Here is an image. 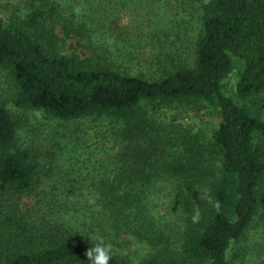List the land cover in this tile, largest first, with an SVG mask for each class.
<instances>
[{
  "label": "trees",
  "instance_id": "16d2710c",
  "mask_svg": "<svg viewBox=\"0 0 264 264\" xmlns=\"http://www.w3.org/2000/svg\"><path fill=\"white\" fill-rule=\"evenodd\" d=\"M30 1L26 25L0 15V69L14 102L64 122H106L109 145L75 184L79 168L64 164L80 126L57 149L22 146L0 98V264H92L97 244L110 247L109 264H233V244L259 214L264 222V0H190L192 50L159 53L166 64L137 73L58 52L41 26L54 8ZM233 70L235 96L223 89ZM174 106L215 111L217 122L204 133L148 115ZM32 195L46 208L27 217L18 200ZM133 241L148 250L138 262Z\"/></svg>",
  "mask_w": 264,
  "mask_h": 264
},
{
  "label": "rangeland",
  "instance_id": "374dc122",
  "mask_svg": "<svg viewBox=\"0 0 264 264\" xmlns=\"http://www.w3.org/2000/svg\"><path fill=\"white\" fill-rule=\"evenodd\" d=\"M196 1V0H195ZM30 0H0V15L8 22L25 24L30 10ZM48 7L54 9L45 18L41 26L51 31L58 52L77 54L80 58L96 62L115 63L119 68L128 67L132 73L153 72L162 63L157 54H172L181 51L184 54L192 50L199 19L191 16L190 0H49ZM197 3V2H196ZM40 6L36 2L35 6ZM184 6V8H183ZM34 7V5H33ZM47 9V7H44ZM29 32L36 33L33 28ZM113 66V65H112ZM116 66V67H117ZM161 67V66H160ZM236 70H233L223 83L224 91L235 96ZM16 85L6 69H0V98L20 123L19 139L22 146L35 144L40 149L62 146L67 137L80 126L84 131L81 144L66 155L69 159L64 166L73 164L79 168L77 181L86 184L87 173L97 167L103 159L101 137L109 134L108 123L91 119L64 122L46 116L35 110L20 108L14 102ZM264 102V92L258 104ZM264 111V109H262ZM148 115L159 123H169L173 119L193 131L209 133L217 122L218 114L212 111L194 113L187 108L171 107L153 110L147 108ZM101 131V132H100ZM103 133V134H102ZM100 148V149H99ZM69 148L58 153L62 156ZM67 154V153H66ZM75 176V175H72ZM70 176V179L76 177ZM54 181L56 182V178ZM48 183V182H45ZM43 183L40 189H43ZM86 193V190H83ZM3 198H7L3 195ZM36 196H23L18 207L25 216L27 209L40 214L45 210ZM34 210V211H33ZM41 211V213L39 212ZM261 215V214H259ZM257 216L245 237L234 243L230 256L233 264H262L264 259L263 219ZM39 216V215H38ZM28 217V216H27ZM72 217V216H71ZM76 217V216H74ZM75 219L72 218V221ZM130 249V250H129ZM129 255L138 262L148 250L140 242L133 241L127 247Z\"/></svg>",
  "mask_w": 264,
  "mask_h": 264
},
{
  "label": "clouds",
  "instance_id": "9594fccd",
  "mask_svg": "<svg viewBox=\"0 0 264 264\" xmlns=\"http://www.w3.org/2000/svg\"><path fill=\"white\" fill-rule=\"evenodd\" d=\"M92 260V264H109L111 260V249L105 244H97L86 254Z\"/></svg>",
  "mask_w": 264,
  "mask_h": 264
}]
</instances>
